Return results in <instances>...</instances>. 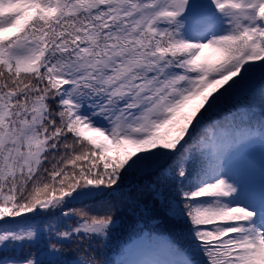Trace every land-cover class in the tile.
Returning a JSON list of instances; mask_svg holds the SVG:
<instances>
[{
    "label": "snow or ice",
    "instance_id": "obj_1",
    "mask_svg": "<svg viewBox=\"0 0 264 264\" xmlns=\"http://www.w3.org/2000/svg\"><path fill=\"white\" fill-rule=\"evenodd\" d=\"M0 264H264V0H0Z\"/></svg>",
    "mask_w": 264,
    "mask_h": 264
},
{
    "label": "trees",
    "instance_id": "obj_2",
    "mask_svg": "<svg viewBox=\"0 0 264 264\" xmlns=\"http://www.w3.org/2000/svg\"><path fill=\"white\" fill-rule=\"evenodd\" d=\"M153 179H155V178H153ZM150 184H151V181H148V180L140 181L136 195L138 197H140V196L146 197L148 195ZM112 206H113L114 210L117 212V214L121 216L122 224H123V222H126L129 218V216L131 215L130 209L128 207V202L121 201V200L117 199L114 202H112ZM115 235H116V239L112 243L113 249H115L116 246L120 243V237L122 235V228H118ZM105 251H107V249H105Z\"/></svg>",
    "mask_w": 264,
    "mask_h": 264
}]
</instances>
